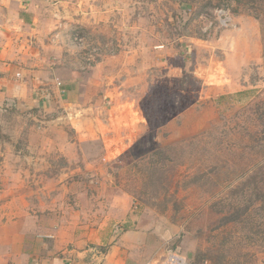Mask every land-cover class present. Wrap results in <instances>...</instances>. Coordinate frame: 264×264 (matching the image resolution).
<instances>
[{"label":"rangeland","instance_id":"rangeland-1","mask_svg":"<svg viewBox=\"0 0 264 264\" xmlns=\"http://www.w3.org/2000/svg\"><path fill=\"white\" fill-rule=\"evenodd\" d=\"M39 7L64 81L0 112V251L264 264V0Z\"/></svg>","mask_w":264,"mask_h":264},{"label":"crops","instance_id":"crops-1","mask_svg":"<svg viewBox=\"0 0 264 264\" xmlns=\"http://www.w3.org/2000/svg\"><path fill=\"white\" fill-rule=\"evenodd\" d=\"M40 2L0 0V112L13 104L29 106L53 97L60 82L64 81L55 72L51 73L57 53L53 45L57 43L63 23L56 21L53 25H45ZM228 84L226 79V87ZM32 242L25 244L23 236L12 235L11 245L0 251V264H75L57 258L38 259ZM104 264L126 263L118 250L110 249Z\"/></svg>","mask_w":264,"mask_h":264},{"label":"built area","instance_id":"built-area-1","mask_svg":"<svg viewBox=\"0 0 264 264\" xmlns=\"http://www.w3.org/2000/svg\"><path fill=\"white\" fill-rule=\"evenodd\" d=\"M146 264H191V262L180 254L167 252L159 261L150 260Z\"/></svg>","mask_w":264,"mask_h":264},{"label":"trees","instance_id":"trees-1","mask_svg":"<svg viewBox=\"0 0 264 264\" xmlns=\"http://www.w3.org/2000/svg\"><path fill=\"white\" fill-rule=\"evenodd\" d=\"M202 263H205V260L201 257H198L195 261H194V264H202Z\"/></svg>","mask_w":264,"mask_h":264}]
</instances>
